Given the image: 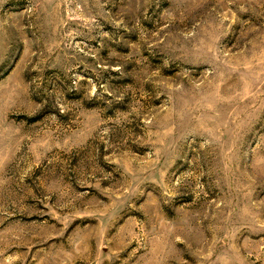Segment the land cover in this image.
<instances>
[{
	"label": "rangeland",
	"instance_id": "obj_1",
	"mask_svg": "<svg viewBox=\"0 0 264 264\" xmlns=\"http://www.w3.org/2000/svg\"><path fill=\"white\" fill-rule=\"evenodd\" d=\"M0 264H264V0H0Z\"/></svg>",
	"mask_w": 264,
	"mask_h": 264
}]
</instances>
